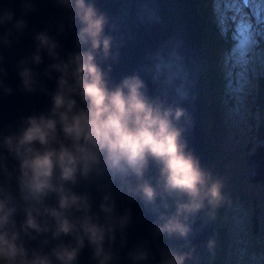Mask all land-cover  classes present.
<instances>
[{"label":"clouds","instance_id":"clouds-1","mask_svg":"<svg viewBox=\"0 0 264 264\" xmlns=\"http://www.w3.org/2000/svg\"><path fill=\"white\" fill-rule=\"evenodd\" d=\"M50 3L60 15L41 28L29 19L39 0H19V14L0 6V99L48 100L0 124V264H197L196 221L214 219L206 209L225 195L189 146L190 113L139 73L113 78L120 53L96 0ZM24 38L13 86L9 52ZM137 203L150 238L129 246ZM203 247L214 252L215 239Z\"/></svg>","mask_w":264,"mask_h":264},{"label":"water","instance_id":"water-1","mask_svg":"<svg viewBox=\"0 0 264 264\" xmlns=\"http://www.w3.org/2000/svg\"><path fill=\"white\" fill-rule=\"evenodd\" d=\"M96 2L110 18L107 31L114 36L120 53L119 60L114 66L113 78L118 80L123 75L139 73L147 82L152 95L186 108L192 121L188 133L189 146L195 150L202 166L207 169L206 159L209 151L204 140L201 74L205 49L194 0H96ZM4 4L15 7L19 14V0H0V6ZM39 6V12L29 17L31 25L36 28L43 27L44 21L60 15L59 11L52 7L50 0H39ZM61 38L65 47L71 49L73 35ZM31 44L30 38H24L21 44L9 52L8 82L13 86L18 83V78L12 64ZM47 103V98L40 95L16 94L7 99H0V124L14 119L21 111L42 108ZM247 159L249 160V155ZM132 207L136 222L130 229L129 246L138 238H150L149 225L153 219L138 203ZM209 211L212 212V209H206V212ZM253 223L254 228H257L256 213ZM195 227L199 229L193 237L199 257L197 264H205L208 251L203 247V243L209 237L214 239L216 237L214 219L208 220L207 215L201 212ZM161 242L171 243L173 246L183 243L180 240L163 239ZM153 250L155 251V245ZM188 264L193 262L189 261Z\"/></svg>","mask_w":264,"mask_h":264},{"label":"rangeland","instance_id":"rangeland-1","mask_svg":"<svg viewBox=\"0 0 264 264\" xmlns=\"http://www.w3.org/2000/svg\"><path fill=\"white\" fill-rule=\"evenodd\" d=\"M198 9L196 8V12ZM219 11L220 14H224L223 8ZM205 12V22L210 27H214V37H219L217 35H220L218 30L220 26H226L230 30V39H239L235 35V29L242 24L245 17L253 23L256 19L260 33L264 34V20L261 19V12L258 9L248 8L243 12H227V20H223L214 11L213 0H207ZM202 34L205 35V32ZM232 48V39L228 46L221 45L213 51L206 48L209 53L206 54L204 62L207 69L209 66L217 68L218 71L223 70L229 76L235 71L237 75L232 76V79L238 82L239 69L236 67L238 58L234 56ZM260 57H264V45L255 49V62L251 66L250 82L243 95L236 96L229 91L224 74L225 81L221 87H225L230 92V96L232 94L230 97L232 101L229 99L223 104L217 130H212L209 125L211 107L207 108L205 120L207 124L203 126L209 132L210 147L216 153L211 172L214 177L222 178L224 181L222 191L225 199L218 205L221 207V209L217 208L219 214L213 211L217 206L211 209L214 212V221L216 214L218 226L227 236L223 250L225 264H259L264 258V177L259 179L254 176L250 171L249 162L245 159L246 154H253L258 148L264 151L262 130L264 107L259 110V105L255 101L261 86L260 78L264 75V60L260 63ZM223 97L224 95L221 94L219 99ZM251 161L256 163L254 157ZM255 203L258 206L256 211L258 228H254L253 223Z\"/></svg>","mask_w":264,"mask_h":264},{"label":"trees","instance_id":"trees-1","mask_svg":"<svg viewBox=\"0 0 264 264\" xmlns=\"http://www.w3.org/2000/svg\"><path fill=\"white\" fill-rule=\"evenodd\" d=\"M196 4V8H199L197 11V17L201 26L202 32H205V35H203V44H204V49H205V56L208 54V50L210 49L211 51L214 50V48H218L219 46L229 45V42L231 39H228L227 41L221 37V35H217L219 37H214L213 35V30L214 27H210L205 21V9L207 8V0H194ZM224 30L228 33L230 37V30L228 27L224 26ZM216 45V46H215ZM215 46V47H214ZM205 58V57H204ZM212 63V62H211ZM202 74V87H203V126L207 124L205 122L206 120V113H207V108L211 107L210 109V127L212 130H217V128L220 125V111H222L223 104L228 102L230 99L232 101V96H230V92L225 89V87H221L225 81V72L223 70L218 71L217 68H212L209 66L207 69L205 67V62L203 65V68L201 70ZM260 84L261 86L259 87V93L256 95L255 101L259 105V110H261L264 107V75L261 76L260 78ZM221 94L224 95L223 99H219V96ZM216 103V104H215ZM260 127V126H259ZM204 140H205V147L209 151V155L207 157V170L212 171V164L215 163L214 158L216 157V153L213 152V149L210 147V142H209V132L204 129ZM263 130V135H264V128ZM221 209L220 206H217L213 211L217 212L219 214L218 209ZM215 241H216V247L214 252H208V254L205 257V264H225L223 262V257H224V247H225V240L227 239V236L223 233L222 228L218 226L217 223V217L215 214ZM259 264H264V258L261 259Z\"/></svg>","mask_w":264,"mask_h":264},{"label":"snow or ice","instance_id":"snow-or-ice-1","mask_svg":"<svg viewBox=\"0 0 264 264\" xmlns=\"http://www.w3.org/2000/svg\"><path fill=\"white\" fill-rule=\"evenodd\" d=\"M213 3L214 11L220 19L227 20V12H243L245 9L252 8L260 10L261 19L264 20V0H213ZM221 8H223L224 14H220L219 10ZM218 30L222 38L226 41L230 39L223 26H220ZM235 35L239 39L231 38L233 45L231 51L238 58L236 67L239 69V80L237 82V80L232 79V76L237 75L235 71L232 73V76H229L227 73L225 75L226 87H228L233 95L240 96L243 95L250 82L251 66L255 62V49L264 45V34L260 33L256 19L255 23H253L245 17L242 24L235 29ZM262 60H264V57H260V63ZM229 64H232L231 60Z\"/></svg>","mask_w":264,"mask_h":264},{"label":"bare ground","instance_id":"bare-ground-1","mask_svg":"<svg viewBox=\"0 0 264 264\" xmlns=\"http://www.w3.org/2000/svg\"><path fill=\"white\" fill-rule=\"evenodd\" d=\"M194 5H195V10H196V4H195V2H194ZM196 14H197V12H196ZM253 157H254V162H256V163H252L251 159ZM206 162H208L207 159H206ZM263 162H264V151L261 148H258L255 153L249 155V167H250V171H251V173L254 176L256 175V177L259 178V179H261L262 177H264Z\"/></svg>","mask_w":264,"mask_h":264}]
</instances>
